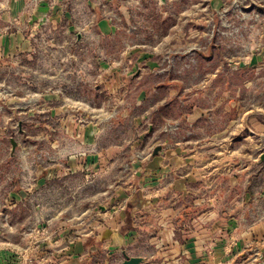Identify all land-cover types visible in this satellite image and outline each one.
<instances>
[{
  "label": "rangeland",
  "instance_id": "rangeland-1",
  "mask_svg": "<svg viewBox=\"0 0 264 264\" xmlns=\"http://www.w3.org/2000/svg\"><path fill=\"white\" fill-rule=\"evenodd\" d=\"M7 40L13 53H6ZM166 88L174 91L168 100L175 108L153 111L172 115L164 128L180 130L181 113L212 107L221 97L215 125L233 119L238 147L245 145L246 119L260 120L264 110V0H0V211L12 178L15 189L30 188L32 205L50 214L75 201L82 207L81 200L52 194L39 199L32 187L39 166L53 175L56 161L102 154L99 143L121 135L133 143L135 130L150 122L140 117ZM213 115L199 125H213ZM87 123L96 145L84 150L70 130ZM241 150L255 162L251 174L264 175V144L253 153ZM132 154L139 152L128 147L119 155ZM250 186L260 191L261 178Z\"/></svg>",
  "mask_w": 264,
  "mask_h": 264
},
{
  "label": "crops",
  "instance_id": "crops-1",
  "mask_svg": "<svg viewBox=\"0 0 264 264\" xmlns=\"http://www.w3.org/2000/svg\"><path fill=\"white\" fill-rule=\"evenodd\" d=\"M107 23L99 25L111 34ZM10 41L6 53L16 49L11 48L16 40ZM165 91L150 115L140 117L150 122L135 130L133 143L123 135L113 144L99 143L95 148L102 154L56 161L53 175L39 166L32 181L39 199L52 194L81 200L82 207L75 201L50 214L45 206L32 205L30 188L15 189L10 178L0 211L5 233L0 264H119L124 254L141 257L140 264H264V175L253 176L255 162L240 154L264 144V110L260 120L246 119L245 145L239 148L233 119L215 125L221 97L212 107L194 105L181 113L180 130L164 128L163 120L172 115L153 111L175 108V100H168L173 89ZM229 104L232 111L231 99ZM210 114L213 125L204 129L200 119ZM95 133L88 123L70 130L84 150L96 145ZM156 146L160 149L153 154ZM128 147L139 155L120 159ZM260 178L261 190L254 191L250 184Z\"/></svg>",
  "mask_w": 264,
  "mask_h": 264
},
{
  "label": "water",
  "instance_id": "water-1",
  "mask_svg": "<svg viewBox=\"0 0 264 264\" xmlns=\"http://www.w3.org/2000/svg\"><path fill=\"white\" fill-rule=\"evenodd\" d=\"M11 141L12 149L15 148L16 143L13 139ZM160 149L159 146H156L153 150V154H156L158 150ZM260 160H264V151L260 154ZM142 262V258L139 256H129L127 254H124V259L119 264H140Z\"/></svg>",
  "mask_w": 264,
  "mask_h": 264
},
{
  "label": "built area",
  "instance_id": "built-area-1",
  "mask_svg": "<svg viewBox=\"0 0 264 264\" xmlns=\"http://www.w3.org/2000/svg\"><path fill=\"white\" fill-rule=\"evenodd\" d=\"M171 126V125H170Z\"/></svg>",
  "mask_w": 264,
  "mask_h": 264
}]
</instances>
